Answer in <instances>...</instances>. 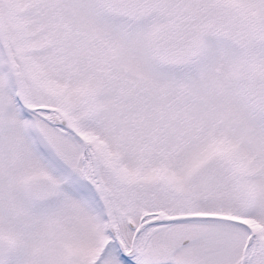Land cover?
<instances>
[{"label":"snow or ice","instance_id":"6c2138e0","mask_svg":"<svg viewBox=\"0 0 264 264\" xmlns=\"http://www.w3.org/2000/svg\"><path fill=\"white\" fill-rule=\"evenodd\" d=\"M0 264H264V0H0Z\"/></svg>","mask_w":264,"mask_h":264}]
</instances>
